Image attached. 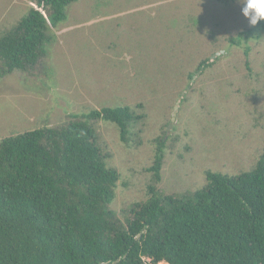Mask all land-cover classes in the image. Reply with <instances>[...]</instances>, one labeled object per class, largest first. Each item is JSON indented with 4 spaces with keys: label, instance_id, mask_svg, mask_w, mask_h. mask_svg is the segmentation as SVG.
I'll return each mask as SVG.
<instances>
[{
    "label": "rangeland",
    "instance_id": "rangeland-1",
    "mask_svg": "<svg viewBox=\"0 0 264 264\" xmlns=\"http://www.w3.org/2000/svg\"><path fill=\"white\" fill-rule=\"evenodd\" d=\"M34 4L0 0V35ZM240 7L237 0L70 3L62 21L48 23L37 65L0 76V140L103 107L141 114L129 143L114 123L93 124L106 165L119 173L109 209L122 222L152 184L163 195L188 193L206 185V171L251 170L264 155V30L230 43L251 26ZM205 59L212 63L197 70ZM157 139L164 148L154 182Z\"/></svg>",
    "mask_w": 264,
    "mask_h": 264
},
{
    "label": "trees",
    "instance_id": "trees-1",
    "mask_svg": "<svg viewBox=\"0 0 264 264\" xmlns=\"http://www.w3.org/2000/svg\"><path fill=\"white\" fill-rule=\"evenodd\" d=\"M74 1L34 0L0 35V76L37 65L48 23L62 21ZM257 26L264 30V20L228 41ZM140 119L127 106L103 107L0 140V264H264V155L236 175L206 171L194 192L163 195L152 184L125 222L109 209L119 173L106 165L93 124L114 123L129 143ZM163 146L157 139L154 182Z\"/></svg>",
    "mask_w": 264,
    "mask_h": 264
},
{
    "label": "clouds",
    "instance_id": "clouds-1",
    "mask_svg": "<svg viewBox=\"0 0 264 264\" xmlns=\"http://www.w3.org/2000/svg\"><path fill=\"white\" fill-rule=\"evenodd\" d=\"M237 3L241 5L240 11L250 25L264 20V0H237Z\"/></svg>",
    "mask_w": 264,
    "mask_h": 264
},
{
    "label": "water",
    "instance_id": "water-1",
    "mask_svg": "<svg viewBox=\"0 0 264 264\" xmlns=\"http://www.w3.org/2000/svg\"><path fill=\"white\" fill-rule=\"evenodd\" d=\"M160 264H167V263H165V262H162V263H160Z\"/></svg>",
    "mask_w": 264,
    "mask_h": 264
}]
</instances>
